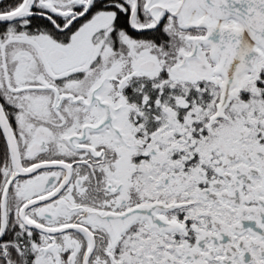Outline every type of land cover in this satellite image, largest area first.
<instances>
[{
    "label": "snow or ice",
    "instance_id": "snow-or-ice-1",
    "mask_svg": "<svg viewBox=\"0 0 264 264\" xmlns=\"http://www.w3.org/2000/svg\"><path fill=\"white\" fill-rule=\"evenodd\" d=\"M0 264H264V0H0Z\"/></svg>",
    "mask_w": 264,
    "mask_h": 264
}]
</instances>
